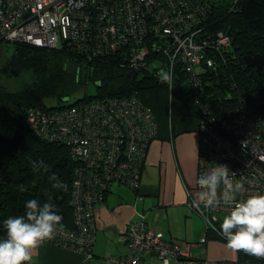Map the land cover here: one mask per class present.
<instances>
[{"label": "trees", "instance_id": "trees-1", "mask_svg": "<svg viewBox=\"0 0 264 264\" xmlns=\"http://www.w3.org/2000/svg\"><path fill=\"white\" fill-rule=\"evenodd\" d=\"M190 1L192 17L184 18L181 26L188 23L182 34L187 37L194 34V40L203 46L200 53L205 59L201 61V71L197 74L198 68L188 60L180 58L173 62L163 50L155 52L154 44L156 48L169 44L170 38L158 35L159 27L149 14L144 17L149 28L143 40L131 48L125 46L117 52H105L92 59L88 56H93L92 53L80 52L63 39L56 47L0 39V239L6 238L3 221L10 216L24 215L25 202L30 199L51 201L57 214L63 217L60 230L80 234L72 193L75 173L83 162L75 161L74 146L67 139L50 141L39 134L32 126L34 116L39 119L44 113L61 112L72 105L132 98L152 113L159 130L156 139L160 141L174 140L179 133L178 124L184 119L191 120L195 127L180 132H197L202 119L208 122L215 118L217 128H221L222 122H229L244 113L264 118V66L259 73L245 62L248 55L264 57V0ZM187 10L182 12L187 15ZM30 15L25 12L20 18ZM95 17L99 21V15ZM220 37L229 40L228 50L219 47ZM6 44L12 46L13 52L4 59ZM146 46L149 49L143 59L132 60L127 55L129 52L138 53ZM162 49L166 50V47ZM208 59L212 60L211 67L207 66ZM160 69L172 71L171 89L160 81L157 75ZM192 74L200 83L198 88L192 87L189 78ZM5 77L13 78L15 83ZM90 83L96 87L95 95L88 93ZM80 92H83L82 97L71 102L70 99ZM50 100L56 105H50ZM197 101L209 106L207 113L196 104ZM126 119L131 120L129 112ZM132 120L141 122L137 115ZM42 126L53 136L63 135L59 133L54 118ZM119 130L125 135L130 133L125 125ZM147 156L133 162L140 168L139 180ZM41 160L47 165L46 171L33 168L32 162L39 165ZM123 160L121 156L118 161ZM53 176L65 184L66 189L53 187L57 182ZM113 183H120L139 194L141 184L133 190L126 175L115 177L111 185ZM110 188L104 191V199ZM94 214L96 217V212ZM222 221L217 223L218 231ZM55 237L56 240L45 243L74 250L72 245L67 247L61 237ZM205 238L227 243L220 231L209 227H206ZM238 253L242 262L262 260L244 252Z\"/></svg>", "mask_w": 264, "mask_h": 264}, {"label": "built area", "instance_id": "built-area-1", "mask_svg": "<svg viewBox=\"0 0 264 264\" xmlns=\"http://www.w3.org/2000/svg\"><path fill=\"white\" fill-rule=\"evenodd\" d=\"M37 1L0 0V26L11 27V34H0V39L23 42L27 37L35 44L47 47H56L63 39L80 52L92 53L93 56L88 55L92 59L105 52H117L125 46L131 48L143 40L149 28L144 17L149 14L159 27L158 35L164 34L170 38L169 44H161L158 48L154 44L155 52L163 50L173 62L180 58L188 60L198 68L196 74L201 71L199 65L205 59L200 53L203 46L194 40V34L191 37L182 34L183 28L189 26L188 23L181 26L184 18L192 17L189 12L192 10L190 0H75V5L71 7L67 6L68 0H55L51 6L36 9V5L41 6ZM152 1L156 3L155 7L150 5ZM186 8L187 15L182 12ZM25 12L31 15L21 19ZM38 13L50 16L53 26L48 24L51 21L49 18L40 22ZM53 14L69 15L73 20L75 25L69 26L68 22L63 24L67 35L63 32L62 23L55 21ZM97 14L99 21L95 17ZM220 38L219 47L228 50L229 40ZM148 49L146 46L138 53L129 52L127 55L132 60L143 59ZM212 64V60L208 59L207 66L211 67ZM189 78L192 87L198 88L200 83L195 75ZM196 104L204 113L208 112L209 106L205 102L197 101ZM68 108L61 112L44 113L39 119L34 116L32 126L50 141L67 139L74 146L75 161L83 162L75 173L72 193L80 234L58 230L60 234L57 232L56 236L61 237L67 246L72 245L74 250L91 258L97 239L96 204L104 200V191L110 188L115 177L126 175L129 187L136 190L140 168L135 167L133 162L146 157L159 130L150 110L140 105L137 99H110ZM128 112L131 120L126 119ZM136 115L141 122L132 120ZM51 118L58 122V131L62 136H53L45 131L42 125ZM123 125L128 127L130 133L125 135L119 130ZM220 127L217 128L215 118L208 122L202 119L199 123L197 134L201 148L197 187L201 189L198 179L205 171L222 164L230 170V182L243 185L236 192L234 203L244 201L253 194H264V118L244 113L229 122H222ZM121 156L124 160L119 163ZM217 191L222 198L226 188L221 184ZM196 204L200 205L199 208ZM189 205L205 218L207 227L218 233L217 223L223 220L221 216H227L231 211L230 206L205 209L201 202L193 199ZM127 238L131 253L111 258L108 264H141L145 253L157 255L164 264H200L191 256L187 243L165 239L161 232L153 230L144 220L129 225ZM52 240H56V237Z\"/></svg>", "mask_w": 264, "mask_h": 264}, {"label": "crops", "instance_id": "crops-1", "mask_svg": "<svg viewBox=\"0 0 264 264\" xmlns=\"http://www.w3.org/2000/svg\"><path fill=\"white\" fill-rule=\"evenodd\" d=\"M194 127L191 120H181L174 140L152 142L139 180L138 195L126 186L128 191L117 189L121 194L114 195L113 185H124H111L106 199L96 207L97 239L91 258L43 243L33 252L34 264H108L111 258L131 253L127 228L143 220L165 239L187 243L191 256L200 264H264V258L242 262L239 253L227 243L206 240L205 222L189 205L191 199L200 202L202 192L197 187L200 137L194 131L180 132ZM141 264L164 263L157 255L145 253Z\"/></svg>", "mask_w": 264, "mask_h": 264}, {"label": "clouds", "instance_id": "clouds-1", "mask_svg": "<svg viewBox=\"0 0 264 264\" xmlns=\"http://www.w3.org/2000/svg\"><path fill=\"white\" fill-rule=\"evenodd\" d=\"M162 83L173 87V73L160 69L157 73ZM33 168L47 170L43 160L32 162ZM230 170L226 165L205 171L199 177L198 185L202 189L200 202L205 209L230 206V213L220 224V234L227 241L229 248L236 252H244L257 258H264V194H253L246 200L234 203L236 192L243 188L242 184L233 185L229 180ZM53 180H57L55 176ZM223 184L226 191L221 198L217 189ZM65 188L58 180L53 185ZM199 208V204L195 205ZM63 217L55 211V205L30 199L25 202V214L10 216L3 221L6 238L0 239V264H34L33 252L43 243L55 237L62 225Z\"/></svg>", "mask_w": 264, "mask_h": 264}, {"label": "rangeland", "instance_id": "rangeland-1", "mask_svg": "<svg viewBox=\"0 0 264 264\" xmlns=\"http://www.w3.org/2000/svg\"><path fill=\"white\" fill-rule=\"evenodd\" d=\"M84 1H86V0H82V1H80V2H84ZM80 2H79V3H80ZM147 2H149V1L147 0ZM37 3H38V4H41V6L39 7V5H36V9H41V8L43 9L44 7L51 6L50 4L55 3V0H38ZM67 4H68L67 6H69V7L74 6V5H75V0H72V1H71V0H68V1H67ZM150 5H153V6L155 7L156 3H155L154 1H152V2H150ZM111 14L113 15L114 13L112 12ZM37 15L40 16L39 21L42 22V23L44 22L45 18H49V19L51 20L50 16H48V15H42V14H40V13H38ZM53 18H55V21H60V22L62 23L61 26H63L62 29H63V32H64L66 35H67L68 33H67L66 26L63 25L64 22H68V23H70L69 26H72V24L75 25V23L73 22V20L70 18L69 15H67V16H66V15H65V16H56L55 14H53ZM178 18H180V16H178ZM48 24H49L50 26H53V24H52V20L49 21ZM10 30H11V27H10V26H0V34H3V35L11 34V33H10ZM66 35H65V36H66ZM64 41H66V40H64ZM6 42H12V43H13V42H20V41H16V40H7ZM66 42H67V41H66ZM12 52H13L12 46H11L10 44H6V46H5V51H4V54H3L4 59H5V58H6V59L9 58V57L12 55ZM4 79L7 80V81H11L12 83H15V80H14L13 78L5 77ZM185 87H187L186 84H185ZM88 93H89L90 95H95V94H96V87H95V85H94L93 83H90V85H89V89H88ZM82 95H83V92H80L77 96L71 98L70 101H71V102H74V101H76L77 99L81 98ZM49 104H50V105H56L55 102L52 101V100L49 101ZM155 140H156V139H154L153 141H155ZM153 141H152V142H153ZM152 142H151V144H152ZM151 144H150V146H151ZM150 146H149L148 152H149V150H150ZM200 148H201V144H200ZM148 152H147V155H148ZM147 155H146V156H147ZM117 189H119V190H123V189H125V190L128 191V189H127L125 186H118L117 184H115V185H113V187H112V193H113L114 195L121 194L120 192H118ZM192 210H193V209H192ZM193 211H194V210H193ZM194 212H195V211H194ZM195 214H196L201 220H204V222H205V227H207V223H206L205 218H204L203 216L199 215V214L196 213V212H195ZM221 218L224 219L225 216H221ZM127 229H128V228H127ZM152 229L155 230V228H154L153 226H152ZM64 244L67 246L66 242H64ZM67 247H69V246H67ZM73 251H74V252H77L76 250H73ZM77 253H80V252H77ZM80 254H82V253H80Z\"/></svg>", "mask_w": 264, "mask_h": 264}, {"label": "water", "instance_id": "water-1", "mask_svg": "<svg viewBox=\"0 0 264 264\" xmlns=\"http://www.w3.org/2000/svg\"><path fill=\"white\" fill-rule=\"evenodd\" d=\"M245 62L248 66L255 67L259 73H261V70L264 66V57L256 55V56H246Z\"/></svg>", "mask_w": 264, "mask_h": 264}, {"label": "bare ground", "instance_id": "bare-ground-1", "mask_svg": "<svg viewBox=\"0 0 264 264\" xmlns=\"http://www.w3.org/2000/svg\"><path fill=\"white\" fill-rule=\"evenodd\" d=\"M24 39L25 40L23 42H25V43L32 44V45H35V46H40V47H47V46H44V45L35 44V42H32V40L30 38L25 37Z\"/></svg>", "mask_w": 264, "mask_h": 264}]
</instances>
